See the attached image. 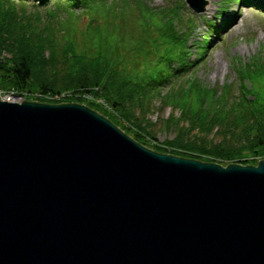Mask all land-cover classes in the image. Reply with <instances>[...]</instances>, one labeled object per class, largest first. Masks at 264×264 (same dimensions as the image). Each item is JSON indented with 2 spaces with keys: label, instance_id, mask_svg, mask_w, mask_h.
<instances>
[{
  "label": "water",
  "instance_id": "water-1",
  "mask_svg": "<svg viewBox=\"0 0 264 264\" xmlns=\"http://www.w3.org/2000/svg\"><path fill=\"white\" fill-rule=\"evenodd\" d=\"M0 264H264V160L157 153L84 105L0 100Z\"/></svg>",
  "mask_w": 264,
  "mask_h": 264
},
{
  "label": "trees",
  "instance_id": "trees-1",
  "mask_svg": "<svg viewBox=\"0 0 264 264\" xmlns=\"http://www.w3.org/2000/svg\"><path fill=\"white\" fill-rule=\"evenodd\" d=\"M50 2L57 6L42 16L39 8ZM64 6H81L84 16L59 17ZM258 6L264 9V2ZM182 7L154 9L146 0H0V88L66 93L37 102L84 105L157 153L256 166L264 160V54L233 64L236 83L206 86L190 73L207 47L196 42L199 51L191 57L194 24L184 20ZM167 107L162 126L174 137L158 144L148 115Z\"/></svg>",
  "mask_w": 264,
  "mask_h": 264
},
{
  "label": "rangeland",
  "instance_id": "rangeland-1",
  "mask_svg": "<svg viewBox=\"0 0 264 264\" xmlns=\"http://www.w3.org/2000/svg\"><path fill=\"white\" fill-rule=\"evenodd\" d=\"M149 6L154 9H162L173 5H180L181 2L185 5V0H146ZM205 1V0H204ZM209 5L202 14H195L187 5L182 7V16L185 21L191 20L194 24L192 38L189 40L191 45V57L195 58L198 53L196 42L201 45H206V54L203 59L193 66L190 75L196 74L208 87L220 88L224 84L236 83L237 76L234 72L233 64L237 60L242 63H248L253 57H258L264 54V9H259L256 6L242 3L241 0H206ZM34 3V2H31ZM57 6L56 2L39 8L42 13ZM67 6V5H66ZM69 8V7H68ZM63 9V8H61ZM63 12L59 17L70 15V18L75 19V15L83 17L82 7L78 6L75 9H67L64 6ZM134 18V17H132ZM84 18L79 19V26L83 27ZM73 30H76L75 28ZM200 45V46H201ZM195 53V54H194ZM47 56V54H45ZM10 57L6 53L2 54V58ZM189 75V76H190ZM186 76L185 78H187ZM2 89V88H0ZM4 93L13 92L20 100L37 102L38 98L46 100H61L64 96H70L66 93L58 95H42L39 93H18L14 89H2ZM20 100H16L19 102ZM87 100L105 106L104 101L94 99L88 96ZM41 103V102H39ZM49 104V103H45ZM64 104V103H58ZM56 105V104H54ZM154 109L160 106L156 100ZM171 113L170 108H165L162 111L153 110L148 115V118L155 123L153 132L157 139V143L161 144L165 141H171L174 137L172 129L165 130L162 126V121L165 120ZM107 119V118H106ZM120 129V128H119Z\"/></svg>",
  "mask_w": 264,
  "mask_h": 264
},
{
  "label": "built area",
  "instance_id": "built-area-1",
  "mask_svg": "<svg viewBox=\"0 0 264 264\" xmlns=\"http://www.w3.org/2000/svg\"><path fill=\"white\" fill-rule=\"evenodd\" d=\"M0 100L14 102L20 100V97H17L13 92L4 93V91L0 89Z\"/></svg>",
  "mask_w": 264,
  "mask_h": 264
}]
</instances>
